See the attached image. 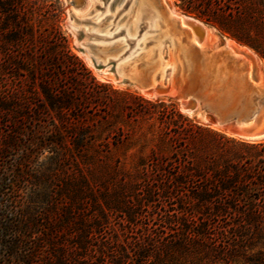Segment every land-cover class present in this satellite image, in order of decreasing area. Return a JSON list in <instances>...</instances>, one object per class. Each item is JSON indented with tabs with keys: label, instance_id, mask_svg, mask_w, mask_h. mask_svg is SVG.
I'll use <instances>...</instances> for the list:
<instances>
[{
	"label": "rangeland",
	"instance_id": "1",
	"mask_svg": "<svg viewBox=\"0 0 264 264\" xmlns=\"http://www.w3.org/2000/svg\"><path fill=\"white\" fill-rule=\"evenodd\" d=\"M22 1L30 34L8 47H4L0 35V102L16 104L12 112H0V254L6 250L2 240L16 241L21 255L25 251L34 252L33 264L43 263L46 248L26 247L28 243L38 244L42 227L29 229L26 225L16 234L12 227L6 229V224L10 220L28 221L34 212L29 209L30 201L36 211H42L41 202L49 197L46 195L55 193V173L58 186L84 179L97 191L118 193L143 215L138 219L140 225L166 231L161 219V215H166L165 209L145 200L151 184L143 179L139 164L144 159L150 175H163V170L170 168L175 173L180 171L182 167L177 162L167 163L187 143L186 136L175 131L174 123L186 124L194 130L196 126L212 130L217 137L205 133L200 137L216 140L222 149L237 148L231 140L264 141V137L248 138L261 127L249 124L264 110L263 82L253 81L251 73L254 69L256 77L259 72L264 73V57L206 20L186 13L178 0H172V4L179 13L203 23L218 36L219 42L212 45L207 40L206 48L218 63L228 66L221 82L211 72L200 69L193 99L187 98V82L178 76L173 77L169 93L149 97L136 84L113 80L112 65L89 61L81 38L71 27V0ZM120 1L111 0V6ZM248 1L253 5L257 2ZM246 4L245 0H215L214 8L221 16H227L231 24H242L264 49V14L257 20L255 10H251V19L244 14L240 16L239 12L250 6ZM195 31L199 42L202 31ZM227 39L252 51L256 65L222 49ZM44 89L54 97L68 93L76 99L77 105L65 113L62 127L55 120L56 112ZM173 91L176 95L171 94ZM17 111L28 113V118H19L18 123ZM179 114L191 123L180 119ZM55 122L60 126L57 137ZM11 137L16 142L13 148H7ZM75 137L85 139L82 148L75 147ZM90 138L96 140L95 145L86 144ZM171 227L178 229L179 225L175 222ZM0 264L12 263L1 255ZM231 264L249 263L240 259Z\"/></svg>",
	"mask_w": 264,
	"mask_h": 264
},
{
	"label": "trees",
	"instance_id": "2",
	"mask_svg": "<svg viewBox=\"0 0 264 264\" xmlns=\"http://www.w3.org/2000/svg\"><path fill=\"white\" fill-rule=\"evenodd\" d=\"M245 1L250 6L239 12L240 16L251 19V10H255L257 20L264 14V0H257L254 5ZM178 2L186 13L206 20L264 57V49L242 24H231L227 16L215 10V0ZM23 7L22 0H0L4 47L19 43L31 32L25 25ZM45 90L56 112L55 120L62 127L65 113L77 105L76 99L68 93L54 97ZM15 108L14 102H0V112ZM15 115L18 123L19 118H28V113L21 111ZM179 118L191 123L182 114ZM60 126L55 122V137L59 136ZM174 126L176 132L186 136L187 143L167 163L177 162L182 167L180 171L175 173L170 168L164 169L163 175H150L149 164L144 159L139 164L143 179L151 184L145 200L165 209L162 227L168 231L140 225L138 219L143 215L118 193L97 191L84 179L58 186L56 173L55 193L46 195L49 197L41 202L42 211H36L30 201L29 209L34 210L31 218L25 222L10 220L6 229L12 227L20 234L26 225L29 229L41 226L38 244L28 243L26 247L47 249L42 264H231L240 259L264 264V141L231 140L237 148L222 149L216 140L200 137L204 133L218 136L208 128L196 126L194 130L178 122ZM84 140L75 137V147L82 148ZM15 142L16 138L11 137L5 146L13 148ZM95 142L92 138L86 140L87 145ZM175 222L178 229L171 227ZM2 241L6 250L0 256L7 263H34V252L21 255L16 241Z\"/></svg>",
	"mask_w": 264,
	"mask_h": 264
},
{
	"label": "bare ground",
	"instance_id": "3",
	"mask_svg": "<svg viewBox=\"0 0 264 264\" xmlns=\"http://www.w3.org/2000/svg\"><path fill=\"white\" fill-rule=\"evenodd\" d=\"M71 2V27L81 38L85 57L103 66L112 65L113 80L136 84L149 97L169 93L173 77L178 76L187 82V98L193 99L200 69L211 72L220 82L228 71V66L218 63L206 48L207 40L216 45L218 36L201 22L179 13L172 0H121L113 7L111 0ZM185 21L194 33L202 31V35L197 34L199 42ZM222 49L256 65L252 51L239 48L233 40L227 39ZM255 74L256 69L251 79L264 85V73ZM171 94L176 95V91ZM262 111L252 118L253 123L248 122L262 126L258 138L264 137Z\"/></svg>",
	"mask_w": 264,
	"mask_h": 264
},
{
	"label": "water",
	"instance_id": "4",
	"mask_svg": "<svg viewBox=\"0 0 264 264\" xmlns=\"http://www.w3.org/2000/svg\"><path fill=\"white\" fill-rule=\"evenodd\" d=\"M185 17H188V16H186V15H184ZM189 18H191V17H189ZM192 19H194V18H192ZM196 20V19H195ZM203 24V23H202ZM262 131H263V128H262V126L257 130V131H255L254 133H252L251 134V136L252 137H254V138H258L259 136H260V134L262 133Z\"/></svg>",
	"mask_w": 264,
	"mask_h": 264
},
{
	"label": "crops",
	"instance_id": "5",
	"mask_svg": "<svg viewBox=\"0 0 264 264\" xmlns=\"http://www.w3.org/2000/svg\"><path fill=\"white\" fill-rule=\"evenodd\" d=\"M264 90V89H263ZM262 94H264V91L262 92Z\"/></svg>",
	"mask_w": 264,
	"mask_h": 264
}]
</instances>
